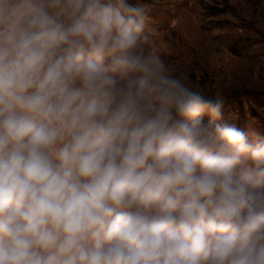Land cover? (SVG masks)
Here are the masks:
<instances>
[{
	"label": "clouds",
	"instance_id": "obj_1",
	"mask_svg": "<svg viewBox=\"0 0 264 264\" xmlns=\"http://www.w3.org/2000/svg\"><path fill=\"white\" fill-rule=\"evenodd\" d=\"M151 0H0V264H264V135L151 43Z\"/></svg>",
	"mask_w": 264,
	"mask_h": 264
},
{
	"label": "rangeland",
	"instance_id": "obj_2",
	"mask_svg": "<svg viewBox=\"0 0 264 264\" xmlns=\"http://www.w3.org/2000/svg\"><path fill=\"white\" fill-rule=\"evenodd\" d=\"M151 43L224 118L264 135V0H151Z\"/></svg>",
	"mask_w": 264,
	"mask_h": 264
}]
</instances>
